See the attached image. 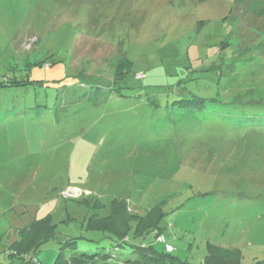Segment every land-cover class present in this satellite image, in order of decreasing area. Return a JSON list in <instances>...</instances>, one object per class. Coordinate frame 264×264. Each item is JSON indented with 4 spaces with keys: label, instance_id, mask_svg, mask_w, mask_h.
<instances>
[{
    "label": "rangeland",
    "instance_id": "1",
    "mask_svg": "<svg viewBox=\"0 0 264 264\" xmlns=\"http://www.w3.org/2000/svg\"><path fill=\"white\" fill-rule=\"evenodd\" d=\"M72 237L264 264V0H0V264Z\"/></svg>",
    "mask_w": 264,
    "mask_h": 264
},
{
    "label": "trees",
    "instance_id": "2",
    "mask_svg": "<svg viewBox=\"0 0 264 264\" xmlns=\"http://www.w3.org/2000/svg\"><path fill=\"white\" fill-rule=\"evenodd\" d=\"M116 74L121 73L122 71L128 67V64L126 60L123 58H118L116 61ZM119 208L114 210V217H118L119 215ZM155 216L152 218V221L149 223L148 226H151L152 228H155L156 232L155 235L158 237L157 239L159 241H164V237L157 229L156 227V220L155 218L158 217L157 213L158 211L156 210ZM122 216V215H121ZM111 217V216H109ZM113 219V218H112ZM51 217H46L40 220L33 221L29 226H27L26 231L32 232V243L34 247L38 245L40 241L47 237L54 236L56 233L54 231V227L51 221ZM120 220V228L123 226L124 222L126 223L127 219H124L121 217ZM147 226V225H146ZM102 229L107 226H100ZM127 227H129L127 225ZM99 229L98 225L96 227ZM115 233L119 232V229H115L116 227H112ZM107 231V230H103ZM108 232V231H107ZM158 235V236H157ZM113 237V236H111ZM163 238V240H160V238ZM67 242V245H66ZM65 244L63 245L64 251L60 252L57 256V259L55 260L54 264H94L95 262H99L100 264H109L110 259L116 257V255L112 251H95V252H87V251H81L79 253L75 254H66V251H69L71 249H75L76 246V237L69 238ZM69 244L74 245V247H69ZM118 244H121V246L127 247V243H125L123 240H121L120 243H117L116 241V246ZM166 243H165V248H166ZM130 248V247H129ZM207 251L206 255L203 259L202 262L196 263V264H239V259L241 257V250L237 247H225V246H220V245H214L210 242H207L206 245ZM131 254L127 256L126 259L123 260V264H188L181 262L177 260L176 258L170 256L169 254H164V253H159L157 252L153 245H134L131 246L130 248ZM170 252V251H167Z\"/></svg>",
    "mask_w": 264,
    "mask_h": 264
},
{
    "label": "built area",
    "instance_id": "3",
    "mask_svg": "<svg viewBox=\"0 0 264 264\" xmlns=\"http://www.w3.org/2000/svg\"><path fill=\"white\" fill-rule=\"evenodd\" d=\"M68 194H69V195H71V193H70V192H69ZM161 240H163V238H162V237H161ZM166 249H167V250H171V247H170L169 245H166Z\"/></svg>",
    "mask_w": 264,
    "mask_h": 264
},
{
    "label": "clouds",
    "instance_id": "4",
    "mask_svg": "<svg viewBox=\"0 0 264 264\" xmlns=\"http://www.w3.org/2000/svg\"><path fill=\"white\" fill-rule=\"evenodd\" d=\"M165 249H166V248H165ZM171 250H172V248H171ZM171 250H167V249H166V251H171Z\"/></svg>",
    "mask_w": 264,
    "mask_h": 264
}]
</instances>
